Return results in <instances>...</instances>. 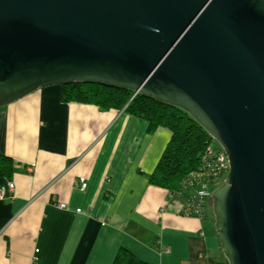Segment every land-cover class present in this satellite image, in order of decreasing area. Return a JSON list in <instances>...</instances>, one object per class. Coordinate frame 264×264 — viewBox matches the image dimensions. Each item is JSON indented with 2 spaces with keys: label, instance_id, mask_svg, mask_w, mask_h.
I'll list each match as a JSON object with an SVG mask.
<instances>
[{
  "label": "water",
  "instance_id": "obj_1",
  "mask_svg": "<svg viewBox=\"0 0 264 264\" xmlns=\"http://www.w3.org/2000/svg\"><path fill=\"white\" fill-rule=\"evenodd\" d=\"M72 83L190 116L227 156L219 249L264 264V0H0V109Z\"/></svg>",
  "mask_w": 264,
  "mask_h": 264
},
{
  "label": "crops",
  "instance_id": "obj_2",
  "mask_svg": "<svg viewBox=\"0 0 264 264\" xmlns=\"http://www.w3.org/2000/svg\"><path fill=\"white\" fill-rule=\"evenodd\" d=\"M60 91L0 109V155L12 165L0 191L13 186L0 199V264H112L119 249L146 264H227L206 211L186 216L148 182L169 131Z\"/></svg>",
  "mask_w": 264,
  "mask_h": 264
},
{
  "label": "trees",
  "instance_id": "obj_3",
  "mask_svg": "<svg viewBox=\"0 0 264 264\" xmlns=\"http://www.w3.org/2000/svg\"><path fill=\"white\" fill-rule=\"evenodd\" d=\"M60 88V99L65 103H88L102 110H123L128 115L144 121L148 133L152 134L160 128L169 131L170 138L165 149L154 172L148 177L150 185L165 190L184 203L188 200L192 203L196 189L201 187V181L196 185L191 183L196 174L204 175L207 186L215 185L224 177L225 173L212 176V170L207 168V165L212 168L215 166V157H204L205 150L211 146L212 140L190 116L178 108L151 101L143 96H134L130 90H116L95 84L72 83ZM216 147H213V152L220 150L218 145ZM11 171L9 157L0 155V176H8ZM112 264L146 263L135 258L126 249H119Z\"/></svg>",
  "mask_w": 264,
  "mask_h": 264
},
{
  "label": "built area",
  "instance_id": "obj_4",
  "mask_svg": "<svg viewBox=\"0 0 264 264\" xmlns=\"http://www.w3.org/2000/svg\"><path fill=\"white\" fill-rule=\"evenodd\" d=\"M220 148V147H219ZM213 147L208 146L205 150V154L204 157H215V166L214 168L209 167L207 165V168L212 170V176L215 177V175L222 174V173H227L228 171V167H227V156H225L224 152L218 149L216 152H213ZM224 175V177H225ZM196 180V181H194ZM194 180H191V183L193 185H196V183L198 181H201V187L196 189V194H195V198H194V202H190L189 200L186 201L185 203L183 202V207L181 209V213L186 215V216H196V217H201L202 213L204 211L205 205H207V203L211 200V192L207 190V185H206V178L204 177V175H200V174H196L194 176ZM81 185L83 187H85L84 183H83V179L80 180ZM208 182V181H207ZM8 191H0V199H4L5 197H9L10 196V191L13 190V186L12 184L8 185ZM59 208H64L63 205H59Z\"/></svg>",
  "mask_w": 264,
  "mask_h": 264
},
{
  "label": "rangeland",
  "instance_id": "obj_5",
  "mask_svg": "<svg viewBox=\"0 0 264 264\" xmlns=\"http://www.w3.org/2000/svg\"><path fill=\"white\" fill-rule=\"evenodd\" d=\"M212 145V147H216V143L214 141H212L210 143ZM219 147V145H218ZM217 148V147H216ZM225 177H222V179L218 180L215 185H208L207 186V190L210 191L211 193L215 190V188L221 186L223 184V180ZM205 214L208 215V218L211 219V221H213V226H214V215H212V203L211 200L207 203V205H205V209H204ZM215 228V226H214Z\"/></svg>",
  "mask_w": 264,
  "mask_h": 264
}]
</instances>
